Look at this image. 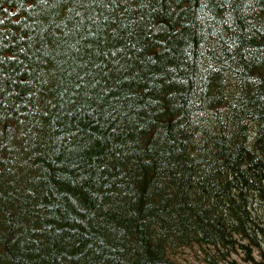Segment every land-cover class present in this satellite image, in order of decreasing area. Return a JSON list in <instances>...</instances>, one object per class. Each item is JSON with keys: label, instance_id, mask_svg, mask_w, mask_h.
Segmentation results:
<instances>
[{"label": "trees", "instance_id": "trees-1", "mask_svg": "<svg viewBox=\"0 0 264 264\" xmlns=\"http://www.w3.org/2000/svg\"><path fill=\"white\" fill-rule=\"evenodd\" d=\"M229 140L242 187L206 173ZM253 202L264 0H0V264H176Z\"/></svg>", "mask_w": 264, "mask_h": 264}, {"label": "rangeland", "instance_id": "rangeland-1", "mask_svg": "<svg viewBox=\"0 0 264 264\" xmlns=\"http://www.w3.org/2000/svg\"><path fill=\"white\" fill-rule=\"evenodd\" d=\"M198 100V99H197ZM228 144L224 145L225 141L219 143L218 150L210 149L211 157L209 166L206 168V173L209 172L220 185L228 184L230 186L235 185L242 187L244 182H238L240 179L241 171L244 170V166L240 165L236 169L238 172H232L231 168H225L223 162L231 161L232 165L235 164L236 153V141L235 146L232 145L231 140L227 141ZM183 146H185V151L182 154V157H177V161L174 163L167 162L162 159L160 165L166 169H172L177 171L180 169L178 164L182 167L188 162V158L192 152L190 147V139L186 136L182 137L180 143L177 144V149L174 151L175 154L179 156L182 153ZM228 150V151H227ZM216 152H220L223 155V158L219 157ZM111 153V152H110ZM232 154L234 157L232 158ZM176 158L171 157V160L174 161ZM110 163V161H109ZM108 163V164H109ZM215 169H221V175L216 174ZM257 171V169L251 168V173ZM262 171V170H261ZM248 181H252L253 178L246 176ZM212 178L203 179L204 188L208 187L211 184ZM202 191V190H201ZM167 192L169 190L167 188ZM228 195V193H226ZM232 203H237L240 207H243V202L241 199L232 198ZM250 212L253 218V223L248 224L246 227L247 233L241 237L231 236L229 237V243L226 246H204L199 247L195 244L191 246H184L185 248L180 249L179 252L175 253L173 259L176 264H264V204L261 202H253L250 206ZM223 218L227 215H232V218H227L223 223L217 222L211 230L219 228L221 231H224L229 225H237L244 227V223L241 221V213L238 211L230 210L228 213L223 210ZM262 229V230H261ZM156 232L160 233L158 229ZM263 234V235H262ZM213 237V236H212Z\"/></svg>", "mask_w": 264, "mask_h": 264}, {"label": "bare ground", "instance_id": "bare-ground-1", "mask_svg": "<svg viewBox=\"0 0 264 264\" xmlns=\"http://www.w3.org/2000/svg\"><path fill=\"white\" fill-rule=\"evenodd\" d=\"M179 11V10H178ZM178 17V16H177ZM101 41V40H100ZM107 74V73H106ZM262 230V229H261ZM263 235V234H262Z\"/></svg>", "mask_w": 264, "mask_h": 264}]
</instances>
